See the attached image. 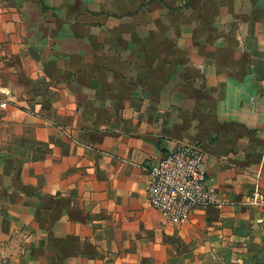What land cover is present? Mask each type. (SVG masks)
<instances>
[{
	"label": "crops",
	"instance_id": "crops-1",
	"mask_svg": "<svg viewBox=\"0 0 264 264\" xmlns=\"http://www.w3.org/2000/svg\"><path fill=\"white\" fill-rule=\"evenodd\" d=\"M1 103L0 264H264V0H0ZM186 143L225 205L174 225Z\"/></svg>",
	"mask_w": 264,
	"mask_h": 264
},
{
	"label": "built area",
	"instance_id": "built-area-1",
	"mask_svg": "<svg viewBox=\"0 0 264 264\" xmlns=\"http://www.w3.org/2000/svg\"><path fill=\"white\" fill-rule=\"evenodd\" d=\"M0 107L5 109L6 104ZM149 175V203L170 224L185 223L196 208H221L225 202L210 184L204 151L199 144H178L169 149L156 163L145 168ZM252 204H262L257 193Z\"/></svg>",
	"mask_w": 264,
	"mask_h": 264
}]
</instances>
